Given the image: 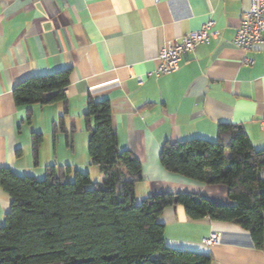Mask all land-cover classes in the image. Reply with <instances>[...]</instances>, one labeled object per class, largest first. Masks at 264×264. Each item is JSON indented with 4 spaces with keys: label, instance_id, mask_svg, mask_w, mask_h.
<instances>
[{
    "label": "crops",
    "instance_id": "1",
    "mask_svg": "<svg viewBox=\"0 0 264 264\" xmlns=\"http://www.w3.org/2000/svg\"><path fill=\"white\" fill-rule=\"evenodd\" d=\"M249 6L250 0H0V168L35 178L44 176L48 166H69L70 180L73 171L84 173L87 99H108L118 148L130 151L141 165L136 201L189 194L229 203L224 186L168 173L159 156L166 142L216 141L222 124L242 128L253 148L263 149L264 54L262 49L245 53L233 44ZM208 20L218 38L182 55L175 72L156 76L160 49ZM244 57L252 64L245 65ZM66 69L68 112L61 144L52 130L63 104L18 107L12 89L28 77ZM33 132L43 135L37 161L31 151ZM75 132L82 134L79 150ZM98 172L96 183H101ZM10 205L0 189V226ZM158 222L171 249L210 254L212 264H264V250L234 224L192 220L181 205L165 208ZM212 232L220 234V241L206 247L203 240Z\"/></svg>",
    "mask_w": 264,
    "mask_h": 264
},
{
    "label": "trees",
    "instance_id": "2",
    "mask_svg": "<svg viewBox=\"0 0 264 264\" xmlns=\"http://www.w3.org/2000/svg\"><path fill=\"white\" fill-rule=\"evenodd\" d=\"M70 70L31 76L12 89L16 106L63 104L53 131L63 129L68 112L64 90ZM31 112L26 120L30 122ZM90 165L101 183L69 166H48L45 178L20 176L0 168V189L11 205L0 226V264H212L210 254L178 251L164 241L158 216L181 205L192 220L207 218L247 231L264 250V150L253 148L242 128L219 126L216 141L202 138L166 142L159 163L168 173L205 185L224 186L229 203L216 204L189 194H159L136 201L142 180L140 162L120 150L108 99H87L83 114ZM43 135L30 137L37 161Z\"/></svg>",
    "mask_w": 264,
    "mask_h": 264
},
{
    "label": "built area",
    "instance_id": "3",
    "mask_svg": "<svg viewBox=\"0 0 264 264\" xmlns=\"http://www.w3.org/2000/svg\"><path fill=\"white\" fill-rule=\"evenodd\" d=\"M218 36L219 32L214 29V23L208 20L199 30L190 31L178 39L166 43L158 53L159 65L154 74L159 76L175 72L182 55L193 53L199 45H208ZM233 44L245 53L262 49L264 54V0H250L248 11L241 16ZM243 62L245 65L252 64V60L247 57H244ZM137 83L141 85L143 78L138 77ZM259 126L260 130L264 131V118L260 121ZM219 241L220 234L212 232L203 240V244L206 247H211Z\"/></svg>",
    "mask_w": 264,
    "mask_h": 264
},
{
    "label": "rangeland",
    "instance_id": "4",
    "mask_svg": "<svg viewBox=\"0 0 264 264\" xmlns=\"http://www.w3.org/2000/svg\"><path fill=\"white\" fill-rule=\"evenodd\" d=\"M72 120H73V124H75L76 126L79 125V122H78L79 120L76 117H73ZM51 130H52V128H51ZM82 133L86 137L88 136L86 133H84V132H82ZM54 135H58V139H60L61 144L62 143H65V134L62 132V130H57L54 133ZM81 135L82 134L79 133V132H75V135H74L75 138H76V140H77V149L78 150L81 147V142H80L81 141ZM86 159H87V169H85L86 171L84 173L89 172L91 174V177L90 178H91L92 182H98L97 180H101V179L97 178V176L99 175V172L98 171H100L99 168L96 167V166L90 165V160H89L87 154H86ZM93 167H94V170H93ZM44 178H45V175L42 176V177H37L38 180H43ZM71 180H73V177L71 178Z\"/></svg>",
    "mask_w": 264,
    "mask_h": 264
}]
</instances>
